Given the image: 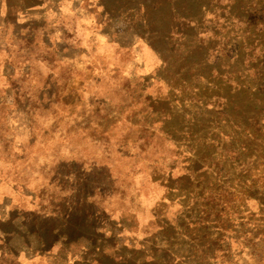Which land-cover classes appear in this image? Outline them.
<instances>
[{
  "label": "rangeland",
  "instance_id": "1",
  "mask_svg": "<svg viewBox=\"0 0 264 264\" xmlns=\"http://www.w3.org/2000/svg\"><path fill=\"white\" fill-rule=\"evenodd\" d=\"M100 1L0 0L3 253L264 264V0ZM70 171L105 207L40 217Z\"/></svg>",
  "mask_w": 264,
  "mask_h": 264
},
{
  "label": "trees",
  "instance_id": "2",
  "mask_svg": "<svg viewBox=\"0 0 264 264\" xmlns=\"http://www.w3.org/2000/svg\"><path fill=\"white\" fill-rule=\"evenodd\" d=\"M141 1V5H145V6H149L151 4V1H146V0H139ZM99 2L101 3V1L99 0ZM153 5H155L153 7H151V10H156V5L158 3H152ZM97 6H98V1H97ZM106 12V9H105ZM168 15V14H167ZM175 17V16H173ZM150 25H154L153 23H150ZM131 31L127 32V36L135 34L133 28L131 26H129ZM111 36V34H109ZM118 39V38H116ZM120 44L123 42L122 40H117ZM73 172L70 171L67 174H65L68 178H71V181H74V184L69 187V192L67 194H65V196H60L58 195L57 198H51L52 202L54 201H59L58 205H54L51 204V208H49L48 210L44 211L43 213H41L42 215H40V217H55V218H63V217H71L72 214H76V215H86L89 214L90 211V206L94 205L95 207H100V209H103L104 203L106 201V198L110 197L111 194L113 193H108V194H102L100 191H97V189H92L90 190L93 185L91 183V180L88 179L86 176L87 174H83L81 177L78 176H73L75 174H72ZM66 189V188H64ZM61 190H63V188H61ZM67 190V189H66ZM90 190V193H89ZM108 201V200H107ZM107 204V202H106ZM12 239H16L18 240V236L17 235H13ZM69 246V245H67ZM7 247V245L5 246ZM15 246H12V243L9 244V248L11 250L10 251H4L3 253V246L0 244V264H7V258H9L10 260H13V262L11 261V264L15 263V264H23L22 262L18 261V257L21 256L23 254V252L30 254V250L32 247H29L28 245H26V243L24 241H21L20 246H16L19 247L17 250H15L14 248ZM35 250V249H34ZM33 250V251H34ZM23 251V252H22ZM22 252V253H20ZM5 255V256H4ZM24 256V255H23ZM25 257V256H24ZM26 258V257H25Z\"/></svg>",
  "mask_w": 264,
  "mask_h": 264
}]
</instances>
